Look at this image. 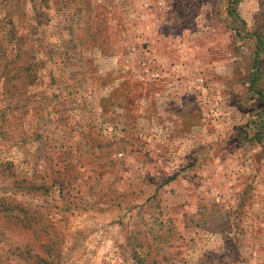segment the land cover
<instances>
[{
  "label": "rangeland",
  "instance_id": "374dc122",
  "mask_svg": "<svg viewBox=\"0 0 264 264\" xmlns=\"http://www.w3.org/2000/svg\"><path fill=\"white\" fill-rule=\"evenodd\" d=\"M263 183L264 0H0V264H264Z\"/></svg>",
  "mask_w": 264,
  "mask_h": 264
},
{
  "label": "crops",
  "instance_id": "0c3cea01",
  "mask_svg": "<svg viewBox=\"0 0 264 264\" xmlns=\"http://www.w3.org/2000/svg\"><path fill=\"white\" fill-rule=\"evenodd\" d=\"M260 188V194H264V183L260 185V187H258V189ZM263 196V195H260Z\"/></svg>",
  "mask_w": 264,
  "mask_h": 264
},
{
  "label": "trees",
  "instance_id": "16d2710c",
  "mask_svg": "<svg viewBox=\"0 0 264 264\" xmlns=\"http://www.w3.org/2000/svg\"><path fill=\"white\" fill-rule=\"evenodd\" d=\"M262 136V135H261Z\"/></svg>",
  "mask_w": 264,
  "mask_h": 264
}]
</instances>
